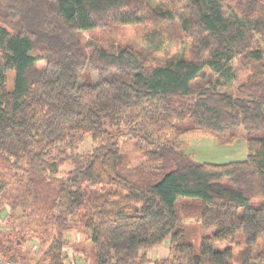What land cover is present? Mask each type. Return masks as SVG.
Wrapping results in <instances>:
<instances>
[{
	"label": "trees",
	"instance_id": "1",
	"mask_svg": "<svg viewBox=\"0 0 264 264\" xmlns=\"http://www.w3.org/2000/svg\"><path fill=\"white\" fill-rule=\"evenodd\" d=\"M119 26L145 28L142 50L84 48ZM167 44L180 57L154 64ZM237 57L249 73L219 90ZM240 131L247 156L226 164L168 138ZM69 231L91 264H264V0H0V264H70Z\"/></svg>",
	"mask_w": 264,
	"mask_h": 264
},
{
	"label": "rangeland",
	"instance_id": "2",
	"mask_svg": "<svg viewBox=\"0 0 264 264\" xmlns=\"http://www.w3.org/2000/svg\"><path fill=\"white\" fill-rule=\"evenodd\" d=\"M145 28L136 26H119L109 31L94 30L89 33L82 34V43L84 48L89 51L93 46L103 47L108 49H117L128 44H132L134 48L139 50L141 40L144 36ZM178 33L172 34V39L180 41L182 36L179 33L178 38H175ZM171 34L169 35L170 38ZM180 48H175L174 45H169L163 49L160 54H157L151 61L154 64L162 65L168 63L173 59L180 57ZM185 55V54H184ZM251 64L244 61L242 58H235L231 63V68L235 72V80L229 85L220 88L219 90H229V88H236L249 73ZM171 142L182 144L183 152L196 163L207 164H226L231 162H240L245 160L247 156V147L243 138V133H237L236 139L231 144H220L214 137L207 134L191 133L180 137H175L171 133L168 137ZM97 146V143L90 138H85L77 149V153H86ZM121 150L128 153L132 158V165L136 166L143 159L140 158V153L144 150V146L139 141L134 139H126L121 143ZM71 169V165L65 164L60 167V173H65ZM181 227L188 232L195 227L194 222L182 218ZM69 241V246L64 249V253L68 256V263L70 264H91L92 254L85 236L78 231H69L65 234ZM195 238L191 240L196 247L199 246L200 236L196 234ZM197 237V238H196ZM264 245V240L260 241ZM220 246V245H219ZM32 247V246H31ZM227 247L225 244L220 248ZM34 254L38 253V247H32ZM233 252L237 258H240L242 246L234 248ZM169 254V238L163 240L158 246L153 247L146 252L149 259H162L168 257ZM75 259L77 261H75ZM0 258V263L1 262Z\"/></svg>",
	"mask_w": 264,
	"mask_h": 264
},
{
	"label": "built area",
	"instance_id": "3",
	"mask_svg": "<svg viewBox=\"0 0 264 264\" xmlns=\"http://www.w3.org/2000/svg\"><path fill=\"white\" fill-rule=\"evenodd\" d=\"M233 264H242V263H240V262H234Z\"/></svg>",
	"mask_w": 264,
	"mask_h": 264
}]
</instances>
